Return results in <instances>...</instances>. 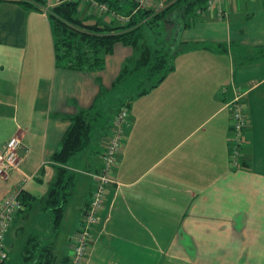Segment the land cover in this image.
Returning a JSON list of instances; mask_svg holds the SVG:
<instances>
[{
  "label": "crops",
  "instance_id": "1",
  "mask_svg": "<svg viewBox=\"0 0 264 264\" xmlns=\"http://www.w3.org/2000/svg\"><path fill=\"white\" fill-rule=\"evenodd\" d=\"M22 1L0 0V143L17 134L29 148L20 169L0 179L1 200L29 176L22 183L28 202L3 237L9 257L2 264H34L22 260L30 235L53 249L52 264H64L104 138L96 134L67 161L72 184L56 228L41 202L57 174L51 155L68 115L92 104L102 116L114 115L110 86L133 50L116 42L99 70L57 65L51 21L37 1ZM59 1L40 0L50 8ZM90 10L84 1L78 14ZM95 11L120 23L121 14ZM182 19L173 23L179 28L169 49L201 45L171 55L163 78L129 100L124 144L83 264H264V0H219L184 26ZM101 85L108 91L100 96ZM235 93L248 117L238 167L228 153Z\"/></svg>",
  "mask_w": 264,
  "mask_h": 264
},
{
  "label": "trees",
  "instance_id": "2",
  "mask_svg": "<svg viewBox=\"0 0 264 264\" xmlns=\"http://www.w3.org/2000/svg\"><path fill=\"white\" fill-rule=\"evenodd\" d=\"M35 1L39 5L42 4L40 0ZM86 1H96L105 4L110 11H114L116 14L129 15V20L119 24H116L115 21L109 23L93 13L81 18L78 14V7L84 0H61L49 9L47 15L52 23L55 63L64 68L99 70L104 65V56L112 52L113 45L116 42L129 45L132 47L133 55L125 59L110 86V89H116L127 76H131L137 70L144 69V75H146L148 81L144 82V84H139L137 91L130 96L129 100H132L134 96L146 93L163 78L167 70L172 67L170 63L171 55L178 51L201 45V43L197 42H178L169 50L159 53L157 50L151 49L147 43L140 47L138 41L143 37L145 27L152 29L158 25L161 19L175 20L183 16L182 26L188 24L190 18L193 17L198 9L206 7L208 0H169L162 9L155 10L152 7L139 8L134 13H132V9L136 6L135 0ZM22 3L26 6L31 5L26 0H23ZM124 5L129 6L127 10L123 9ZM91 17L93 20L89 22L88 20ZM59 44L60 47L65 48L63 53L64 61L58 52ZM153 78L156 79L152 81ZM106 91L108 89L101 85L98 95L101 96ZM117 100L120 104L117 105L116 111L112 116H102V112L97 111L95 104H92L88 108L80 109L67 117L69 125L62 135L59 148L51 155L52 162L57 165V174L50 184L47 195L41 201L44 208H50L52 226L55 228L59 225L62 218L69 196L68 187L72 184V175H68V171L65 168L67 161L82 152L90 141L95 138L96 134L102 138L106 136L109 132L106 130H110L114 117L122 108H125L128 114L123 133L125 127L129 124V101H121L120 96ZM110 119H112L111 122ZM101 164L102 161L94 174L100 171ZM115 167L116 164L112 175ZM92 190L93 186L90 197ZM19 199L22 206L26 205L29 194L24 189H21ZM88 204L81 211L75 230L81 224L83 213L86 211ZM39 242L35 235L28 237L27 243L22 250V260L24 262L35 260L34 264H52L54 260L53 249L49 245L39 246ZM68 256L69 252L66 254L64 264H67Z\"/></svg>",
  "mask_w": 264,
  "mask_h": 264
},
{
  "label": "built area",
  "instance_id": "3",
  "mask_svg": "<svg viewBox=\"0 0 264 264\" xmlns=\"http://www.w3.org/2000/svg\"><path fill=\"white\" fill-rule=\"evenodd\" d=\"M219 0H208L206 7H211ZM164 1L155 0H135L136 6L132 9L134 13L139 8L162 9ZM91 3L95 4L94 1ZM97 3V2H96ZM99 10H108L105 4L98 3ZM44 13V12H43ZM44 15H46L44 13ZM47 16V15H46ZM120 22H127L129 15H121ZM230 108V133L228 137L229 161L233 167H238L242 157V146L245 143V127L248 123L244 100L241 94L235 93L234 97L228 103ZM127 111L122 108L114 117L110 130L104 141V150L102 152V164L100 171L93 174L94 185L89 199L86 211L83 213L82 222L72 233L69 244V256L67 264H83L89 253L91 230L99 220V213L103 208L107 193V187L113 182L112 171L117 161V156L123 146V127L127 123ZM24 151L21 154L20 151ZM29 151L17 134L10 135L0 143V179L7 180L14 171L20 169L24 155ZM29 176L24 175L17 188L7 190L0 200V263L7 259L8 252L3 242L6 229L22 207L19 199V192L23 188L25 180Z\"/></svg>",
  "mask_w": 264,
  "mask_h": 264
},
{
  "label": "rangeland",
  "instance_id": "4",
  "mask_svg": "<svg viewBox=\"0 0 264 264\" xmlns=\"http://www.w3.org/2000/svg\"><path fill=\"white\" fill-rule=\"evenodd\" d=\"M26 1H28L29 3H32V1H35V0H26ZM84 1H86V0H84ZM88 2L91 5L90 11H92L93 14L97 15L98 12H96L95 10L98 9V5H99L98 2L96 3V1H94L95 4L91 3V1H88ZM168 2H169V0H165L163 3L165 4ZM38 7L40 8L42 13L44 12L46 15H48L49 8H50L48 5L47 6L46 5H39ZM101 11H105V10H101ZM107 13H110L109 16H112L111 13H113V12H107ZM107 13H105V15ZM177 21H178L177 19H175V20H172V19L171 20H166V19L162 20L161 19L159 21L158 25L155 26L154 28L148 29L147 27H145L144 31H143V37L138 41V45L140 47H143L144 44L147 43L151 49L157 50L159 53L167 51L169 49V46L171 45V43H170L171 39L176 35L178 28H179L178 24H176V25L173 24L174 22H177ZM58 52L61 55V59L64 61L65 57L63 56V53L65 52V48L60 47V44L58 46ZM155 79L156 78H153L152 81H154ZM147 81H148V79H147L146 75H144V69L135 71L131 76H127V78L119 84L118 88L111 90L112 92H110V96L107 98V100H108L107 104L108 105H114L115 107H117V105L120 104L117 101L119 96L122 99L121 101H129L130 96L137 91L139 84H144V82L146 83ZM121 85H123V86H121ZM123 87H125V88H123ZM114 91H116V92H114ZM247 125H248V123H247ZM247 125H246V127H247ZM103 138H104L103 141H105L106 136H104ZM241 151H242V149H241ZM118 156H119V154H118ZM118 156H117V160H118ZM101 161H102V154H101ZM240 165H241V161L239 163V166ZM40 245L41 244L39 243V246ZM42 245H47V244H42ZM37 249H38V247H37Z\"/></svg>",
  "mask_w": 264,
  "mask_h": 264
}]
</instances>
